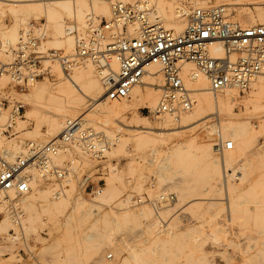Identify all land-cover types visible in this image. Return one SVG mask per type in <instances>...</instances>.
<instances>
[{
    "label": "bare ground",
    "instance_id": "bare-ground-1",
    "mask_svg": "<svg viewBox=\"0 0 264 264\" xmlns=\"http://www.w3.org/2000/svg\"><path fill=\"white\" fill-rule=\"evenodd\" d=\"M119 2L148 8L151 10L153 19L159 20L166 29L179 34L188 25L187 15L190 10L209 6L224 5L229 21L236 26L251 27L264 24V0H0V30L3 32L0 31V41L3 40L9 44L17 43L28 28L35 33L39 32L38 26L43 22H46L47 31H49L50 22V36L48 37V32L46 38L48 42L58 47V50L66 49L67 55H77L79 49L74 33L92 38L95 28L101 29L100 22L111 19L113 5ZM210 3L213 4L210 5ZM69 11L83 20L82 26L78 24L77 18L63 21L64 13ZM8 14L15 18L11 27L4 20ZM32 17L44 18L31 22L32 28L30 26ZM25 24L28 26L24 27ZM132 34L140 35L137 25L132 27ZM104 35L107 37L103 40L105 44L109 40V34L104 33ZM45 40L41 41V50L52 51V48H43ZM5 47L0 50V53L3 51L2 54L9 62L0 58V69L5 70L0 77V92H5L11 97V91L1 84L6 78L11 79L7 71L15 65L18 55L14 49L7 50ZM6 51L12 53L8 54ZM210 52L218 56L225 55L222 44L216 45ZM43 59L45 60V62L42 60L43 64L51 65L50 76L43 80L34 79L28 88L22 91L14 88L12 91L16 97L25 102L26 119H21L22 115L18 110V103L22 101H16L12 110L11 106L4 107L0 112V161L22 155L28 145H44L58 141L64 133L66 124L72 119H82L83 123L90 124L87 125L89 128L107 136L111 143L109 152L113 145V138L99 127L108 125L123 113L133 116L134 127L141 130L137 140L146 152L139 160L134 159L129 162L125 170L112 168L108 189L105 191L104 188L105 193L103 194L90 195L92 200H88L84 195V192L86 193L82 184L84 176L79 179L81 188L79 189L78 177L71 179V182L47 180L44 166L38 164L31 166L26 172L30 189L27 192L11 189L6 196L0 199V214H4L0 221V236L7 235V239L14 244L18 240V229H42L44 226L51 225L53 231H50V238H43L39 234V239L43 242L45 249L61 247L65 242L73 244L82 239L91 240V251L93 255L99 257L102 252L114 247L111 244L110 233L113 230H120L121 242L124 245L122 248L128 249L129 241H126L123 235L126 234L127 229L133 224H139L145 226L153 235L159 229L160 222L157 217H154L149 206L136 207L133 205L132 195L119 200V192L126 185V176L129 175L128 178L136 179L135 188L139 190L144 186L140 180L148 177L149 173H154L164 179L170 177L172 186H176L175 189L179 190L177 197L174 201H164L161 196L169 193L160 194L157 199L158 204L168 206L172 203L182 208L183 202L193 195L190 193L197 191L196 181L207 180L212 184L211 181H215L216 177L221 174L220 165L226 168V177L232 178L236 174L234 176L237 177V183L234 184L227 180L225 182L229 192L242 190L258 192L259 196L256 197L263 199V207L260 204V210L256 213L259 214L260 219L264 218V176L256 179L250 178L248 181L243 178L241 171L233 170L234 164L250 157H255L257 162L264 163V142L257 143L259 134L264 132V72L252 81L249 88L242 90L237 86H229L220 91H213L209 78L202 74L197 75L195 64L188 61L184 66L185 82L187 87L194 92L197 103L188 110L179 108L176 115L172 116L157 112L164 96V78L157 65L151 69V73L147 74L141 83L132 88L129 96L116 99L110 105L98 108L94 105L104 100L109 93V88L118 80L120 62L116 54L113 52L108 54L103 67L90 58H83L75 63ZM74 64L76 65L71 69H67ZM9 88L12 87L9 86ZM242 92L248 93V97L244 99ZM88 99L94 100L90 107H88ZM239 101L245 105L244 112L236 111ZM142 108L152 109L150 116L158 121V127L152 126L148 116L140 114ZM215 110L219 118L221 114L227 116L225 121L219 120L215 124L209 120L211 112ZM251 113L260 115L258 124L251 120ZM98 114L103 115L96 116ZM40 119L43 120L46 130L38 123L33 128L27 129L30 120L38 122ZM8 124L15 128L12 132H6L1 127ZM94 124L97 126H93ZM26 129L28 131H25ZM183 129H187L183 133L190 135V139L187 142L180 141L169 149L168 147L163 148L162 154L159 155L157 145H168L175 135L169 131ZM13 135L17 136L12 138ZM177 135L180 136L182 133ZM51 136L54 138H49ZM228 142L233 144L231 149L226 148ZM72 144L71 147L74 146L77 150H83L84 154H88L84 151L80 141H73ZM115 149L119 153L123 145L120 144ZM150 151L153 154L152 158L149 157ZM67 152V149H63L53 156L52 163L57 166L61 163L67 165V162H64V154ZM218 153H221L220 157L215 156ZM149 162L151 166L147 164ZM176 166H179V169ZM45 167L49 168V165ZM172 169H175L173 177L167 173ZM93 170L89 169L87 172L92 175ZM190 175L197 177L187 178ZM41 181L45 184L55 183L59 187L49 185L47 188H41ZM151 193L149 192L150 196ZM203 199L205 198L192 199V202L199 201L191 202L189 207L191 206L194 210L205 206L200 202ZM112 203L116 206H111ZM108 207L112 209L109 210ZM26 209L29 210V215H26ZM142 226L138 228L140 232L143 230ZM13 227L15 230L11 233ZM204 232L202 226H196L189 228L183 235L199 240ZM143 233L145 232H141ZM171 234L174 235V232ZM120 246L121 244L118 246L119 249H121ZM143 253H148V249L137 247L130 252L129 256L137 258ZM113 257L114 254L109 252L107 258L110 260L106 261V264H110ZM104 261L102 257L99 259L101 264H105Z\"/></svg>",
    "mask_w": 264,
    "mask_h": 264
},
{
    "label": "built area",
    "instance_id": "built-area-1",
    "mask_svg": "<svg viewBox=\"0 0 264 264\" xmlns=\"http://www.w3.org/2000/svg\"><path fill=\"white\" fill-rule=\"evenodd\" d=\"M189 12L188 25L179 34L153 19L148 8L119 2L113 5L111 19L102 20L101 29L95 28L92 38L74 33L79 49L77 55H67L65 51L57 49L48 52L41 50V41L47 38L48 33L46 22L38 26L40 31L37 33L28 28L22 39L13 43L15 46L0 41V50L6 46L5 49L12 48L18 55L15 65L7 71L11 75L9 86L22 91L34 79L50 74L51 65L43 64V58L62 63H75L80 59L90 58L103 67L108 54L113 52L120 62L118 80L109 88L104 100L99 102L101 104L96 103L94 107L108 106L116 99L129 96L132 88L141 83L157 65L164 78V96L157 112L173 116L179 108L191 109L197 102L194 92L185 82L184 66L188 61L195 64L197 75L209 78L213 91L229 86H237L242 90L249 88L252 81L264 72V24L236 26L229 21L224 5L196 8ZM135 25L140 29L139 36L132 34V27ZM104 33L109 34V40L105 44L103 40L107 37ZM218 44H222L225 55L218 56L210 52ZM4 73L5 70L0 69V77ZM9 101L10 96L0 92V112L9 106ZM18 104L21 113L24 104ZM1 127L9 132L12 126L8 124ZM73 141H80L84 151L97 159H105L111 145L102 132L89 128L82 119H72L66 124L58 141L44 145L31 144L22 155L13 159H1L0 199L11 189L27 192L30 185L26 172L37 164L44 166L47 180L71 182L79 172L78 162L72 159L65 166H57L52 163V158L63 149H71ZM232 147V142H228L226 148ZM45 165H49V168ZM82 184L89 196L104 192V182L101 180L94 183L89 173L84 175ZM176 197V194L169 193L162 195L161 199L174 201Z\"/></svg>",
    "mask_w": 264,
    "mask_h": 264
},
{
    "label": "rangeland",
    "instance_id": "rangeland-1",
    "mask_svg": "<svg viewBox=\"0 0 264 264\" xmlns=\"http://www.w3.org/2000/svg\"><path fill=\"white\" fill-rule=\"evenodd\" d=\"M211 4L213 3H210V5ZM43 18L44 17L38 19L32 17L30 23L39 21ZM73 18H77L78 24L82 26L81 22L83 20L75 17L74 13L69 11L65 12L63 15V21L68 19L74 20ZM100 19L103 18L100 17ZM4 20L6 24L11 27L15 18L13 15L8 14L5 16ZM65 23L66 22H64V24ZM23 26L26 27L28 25L25 24ZM48 32L49 37L51 32L50 22ZM45 41L46 43L43 45V48H58L52 43H49L47 39ZM61 50L67 53L66 49ZM2 53L3 51L0 53V58L5 60L6 58ZM6 53L9 54L12 52L6 51ZM6 62H9V60ZM50 74L42 77L40 80L46 79ZM9 82L10 80L6 78L1 84L4 88L11 91V101H9V106L7 107L11 106L12 110V106L15 105L16 101H22L24 108L21 111V119H26L25 113L27 111V106L23 100L12 93L13 88H9ZM241 95L245 99L249 94L242 92ZM93 102L94 100L88 99V107H90ZM236 111L239 113L245 111L243 102H237ZM140 114L148 116L152 122V126L158 127V121L150 116L152 114V109L142 108ZM101 115L103 114H98L96 116ZM225 118H227V116L223 114H221L219 118L215 110L211 112L209 120L217 124L219 120L225 121ZM250 118L255 124H258L260 121V115L258 113H251ZM132 120V115L123 113L117 116V118L108 125L99 127L100 130L106 131L107 134L113 138V145L105 159L100 160L94 157L92 158L88 154H84L83 150H77L74 146L71 147V149H67L68 152L64 154V162L68 163L70 160L75 159L79 164L77 168L79 172L76 176L78 177V186L79 179L85 174H88L87 171L89 169H94L91 175L93 182L97 183L103 180L106 184L104 187L106 191L110 185L112 168L116 167L120 170H125L129 162H132L134 159L139 160L141 155L146 152V149L141 146L137 140V137L141 134V130L134 127ZM36 123L46 130L42 119L38 120V122L30 120L27 129L33 128ZM87 125L89 126L90 124ZM93 126L97 125L94 124ZM14 129V127H11L9 131L12 132ZM27 129L25 131H28ZM185 130L187 129L170 130L169 132H173L175 135L171 138L168 145H157L158 154H162L163 148L168 147L169 149L177 145L180 141L187 142L190 139V135L183 133ZM178 133H182V135L179 136L177 135ZM16 136L17 135H13L12 138ZM49 138H54V136ZM257 139V143L261 141L264 142V132L260 133ZM28 140L32 139L28 138ZM120 144L123 145V149L121 152L117 153L115 148ZM150 152L151 154L149 157L152 158V151ZM220 155L221 153L215 154L217 157H220ZM63 164L65 163H61L60 165L65 166ZM147 164L151 166L150 162ZM176 168L179 169V166H176ZM220 168L221 174L216 177L215 181H211L212 184L207 180L196 181L197 191H192L190 193L193 195H190L186 202H183L182 208L172 203L168 206L158 204L159 201H157V199L160 194H178L177 192L179 190L175 189L176 186H172L170 177L164 179V177L161 178L154 173H149L148 177L140 180L144 186L139 190L135 188L136 179L128 178L129 175L126 176V185L123 186L121 192H119V200L132 195L133 205L136 207L143 205L149 206L153 211L154 217H157L160 222L159 229L155 231L153 235H151V232H149L145 226L139 224H133L132 227L127 229L126 234L123 235L124 239L129 241L128 249H126V247L122 248L124 245H122L121 242L122 237L120 235V230H113L110 233L111 244L115 249L117 248V250L111 247L102 252L101 256L97 257L93 255L91 251V240L87 241L82 239L73 244L65 242L61 247L45 249L43 242L39 239V234L43 238H50V231H53L51 225L44 226L42 229L36 228L31 230H19L17 228L19 231L18 240L14 244L7 239V235L4 237L0 236V245L2 246L0 250V264H101L99 262L101 257L104 258V263L106 264V261L110 260L107 258L109 252L114 254L113 261L110 262V264H264V218L260 219L259 214L256 213L257 210H260V204L263 207V199L256 197L259 196L258 192L254 193L248 190L229 192L225 182L227 180L234 184L237 183V177L234 176L236 174H234L232 178L226 177V168L221 165ZM233 170L241 171L244 175L243 178L249 181L250 178L256 179L264 176V163H259L255 157H250L234 164ZM174 171L175 169H172L167 173L169 176L173 177ZM196 177L195 175L187 176V178L190 179H195ZM246 184L249 185L248 183ZM49 185L59 187V185L55 183L45 184L42 181L40 182L41 188H47ZM78 188L81 189L80 186ZM85 191V197L88 200H92L87 194V190ZM149 192H152L151 196ZM194 198H205L200 200L205 206L199 209H191L189 205L199 201L194 200L195 202H192L191 200ZM139 199H142V201H138ZM257 201L260 203H256ZM211 203L214 206H212ZM111 206L116 205L112 203ZM108 209L111 210L112 207H108ZM29 214L30 212L27 210L26 215ZM3 217L4 214H0V221ZM140 226L143 227L141 232L145 233L141 234L138 229ZM196 226H202L205 230L204 235L201 236L199 240H194L190 236L183 235L189 228ZM13 230H15L14 227L11 229V233ZM56 231H54V233L58 232ZM170 232H174V235ZM167 240L169 241L167 242ZM120 244L121 249L118 248ZM137 247H146L148 253H143V255L137 258L130 257V252L137 249Z\"/></svg>",
    "mask_w": 264,
    "mask_h": 264
}]
</instances>
